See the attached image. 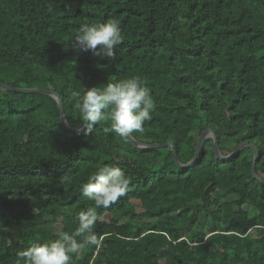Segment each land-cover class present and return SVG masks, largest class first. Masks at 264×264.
I'll return each instance as SVG.
<instances>
[{
	"label": "trees",
	"instance_id": "16d2710c",
	"mask_svg": "<svg viewBox=\"0 0 264 264\" xmlns=\"http://www.w3.org/2000/svg\"><path fill=\"white\" fill-rule=\"evenodd\" d=\"M110 19L115 60L72 48L81 25ZM131 77L155 105L131 137L172 149L79 121L74 93ZM0 83L55 92L74 129L50 96L0 88V264L74 231L92 203L82 185L106 164L129 190L97 210L99 244L72 264H264V184L249 171L251 144L264 178V0H0ZM205 128L222 155L248 146L219 159L205 138L175 165Z\"/></svg>",
	"mask_w": 264,
	"mask_h": 264
},
{
	"label": "clouds",
	"instance_id": "9594fccd",
	"mask_svg": "<svg viewBox=\"0 0 264 264\" xmlns=\"http://www.w3.org/2000/svg\"><path fill=\"white\" fill-rule=\"evenodd\" d=\"M121 43V28L115 19L83 24L71 40L77 52L91 51L93 56L108 61L116 59V47ZM74 95L79 99L75 104L79 121L88 127L109 123L110 127H105L104 131H112L122 138L130 137L133 132H143L155 107L151 88L137 77L116 80L101 89L90 87L82 98L79 93ZM130 184L131 178L119 167L99 166L82 185V195L92 203L77 214L78 227L71 233L60 231L58 238L50 242L33 243L18 251L16 264H72L74 256L82 249L99 244L94 231L99 220L97 210L107 209L118 201L128 192Z\"/></svg>",
	"mask_w": 264,
	"mask_h": 264
},
{
	"label": "water",
	"instance_id": "95a60500",
	"mask_svg": "<svg viewBox=\"0 0 264 264\" xmlns=\"http://www.w3.org/2000/svg\"><path fill=\"white\" fill-rule=\"evenodd\" d=\"M0 88L4 89V90H8V91H16V92H22V93H29V92H35V93H40V94H46L48 96H50L51 98L54 99V101L57 104V109H58V113H59V117H60V121H61V125L66 128L69 131H74L73 128H71L68 124L66 119L64 118L63 115V110H62V106H61V101L58 97V95L55 92L46 90V89H41V88H18V87H11V86H7L5 84L0 83ZM86 126V123L83 124V127ZM80 128L75 129V131H79ZM205 138H211L212 140V152L215 158H219V159H226L232 155H234L235 153H237L240 149H242L244 146H248V144L246 142H241L238 144V146L236 148H234L230 153L226 154V155H222L219 150H218V145L216 142V138L214 136V133L208 129L205 128L203 129L200 134L198 135L196 144H195V148L193 151V154L191 156V158L189 159V161H187L186 163H179L177 160V156L175 154V152L172 150V159L175 165H177L180 168H184L187 167L189 165H191L194 160L196 159L201 147H202V142ZM129 143L135 147H144V148H157V147H161V146H168L172 149L171 144L169 143H155V144H141L138 141L134 140L131 136L126 138ZM249 147L252 149V161L250 164V174L252 176V178H254L255 180H257L259 183L264 184V178L258 177L255 172H254V166H255V161L257 158V150L253 145H249Z\"/></svg>",
	"mask_w": 264,
	"mask_h": 264
},
{
	"label": "rangeland",
	"instance_id": "374dc122",
	"mask_svg": "<svg viewBox=\"0 0 264 264\" xmlns=\"http://www.w3.org/2000/svg\"><path fill=\"white\" fill-rule=\"evenodd\" d=\"M198 137V136H197ZM197 137H196V139H197ZM55 228V227H54Z\"/></svg>",
	"mask_w": 264,
	"mask_h": 264
}]
</instances>
